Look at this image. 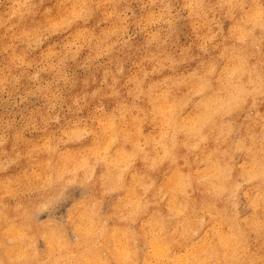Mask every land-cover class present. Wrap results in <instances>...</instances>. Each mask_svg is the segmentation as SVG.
Masks as SVG:
<instances>
[{"label": "clouds", "instance_id": "1", "mask_svg": "<svg viewBox=\"0 0 264 264\" xmlns=\"http://www.w3.org/2000/svg\"><path fill=\"white\" fill-rule=\"evenodd\" d=\"M0 264H264V0H0Z\"/></svg>", "mask_w": 264, "mask_h": 264}]
</instances>
